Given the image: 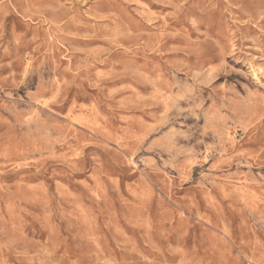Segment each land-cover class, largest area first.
I'll use <instances>...</instances> for the list:
<instances>
[{
	"label": "rangeland",
	"instance_id": "obj_1",
	"mask_svg": "<svg viewBox=\"0 0 264 264\" xmlns=\"http://www.w3.org/2000/svg\"><path fill=\"white\" fill-rule=\"evenodd\" d=\"M0 264H264V0H0Z\"/></svg>",
	"mask_w": 264,
	"mask_h": 264
},
{
	"label": "bare ground",
	"instance_id": "obj_2",
	"mask_svg": "<svg viewBox=\"0 0 264 264\" xmlns=\"http://www.w3.org/2000/svg\"><path fill=\"white\" fill-rule=\"evenodd\" d=\"M138 2H139V0H138ZM152 2V1H151ZM170 3V2H169ZM136 4V3H135ZM173 4V3H172ZM158 5V4H157ZM178 5V4H177ZM179 5H180V3H179ZM183 6V5H182ZM172 7H174V5L172 6ZM178 7V6H177ZM151 8H153V7H151ZM134 10V9H133ZM159 10V9H158ZM136 11V10H135ZM165 13V12H164ZM151 14V13H150ZM151 16V15H150ZM147 17V16H146ZM145 17V18H146ZM149 19V18H148ZM155 19V18H154ZM144 20V19H143ZM150 20V19H149ZM258 21V20H257ZM152 22V21H151ZM187 22H188V20H187ZM156 23V22H155ZM153 24V23H152ZM262 30V29H261ZM206 127V126H205ZM215 128V127H214ZM205 129V128H204ZM215 130V129H214ZM89 227V226H88ZM116 228V227H115ZM118 228V227H117ZM120 230V229H119ZM112 261V260H111ZM181 263V262H180Z\"/></svg>",
	"mask_w": 264,
	"mask_h": 264
}]
</instances>
